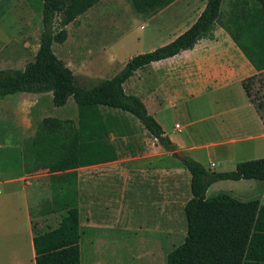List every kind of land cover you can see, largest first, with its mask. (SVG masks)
<instances>
[{"label": "crops", "instance_id": "1", "mask_svg": "<svg viewBox=\"0 0 264 264\" xmlns=\"http://www.w3.org/2000/svg\"><path fill=\"white\" fill-rule=\"evenodd\" d=\"M207 3L208 0H175L151 16L136 13L132 30H138L133 32L134 39L145 41L143 52L166 45L196 22ZM34 13L29 0H0V41L10 38L18 29L22 30ZM126 54L115 51L109 44L102 60L110 63L120 59L126 64L132 58ZM255 54V50L241 45L218 26L215 38H203L191 49L138 69L125 83V89L127 91V87L134 84V91L130 93L144 101L165 134L177 145L176 151L203 163L193 152L206 148L212 157L211 169L225 163L228 170H232L246 161L244 157L239 160L236 156L251 155L255 152L254 146L264 145V119L242 84L245 78L264 70L257 66ZM48 93L53 99L52 92L28 93L30 96L16 101L0 100V107L9 104V109L16 110L13 115L17 116L18 122L30 130L38 111L35 98ZM34 108L35 112H32ZM25 138L20 136L16 141L19 166L12 163L0 171V226L13 225L15 228L9 234L22 235L27 264H36L34 237L37 232L57 228L67 214L55 206L52 176L74 170L78 173L80 229L83 227V207L88 209L85 218L93 230L116 226L121 229L127 208L131 221H137L140 227L131 224L122 230H142L141 224L145 221L148 231L159 241L172 240L174 235L183 233L188 235L186 205L194 195L193 176L177 159L168 161V157H174L173 151L148 150L144 140L132 139L141 151L126 153L127 138L117 140L113 137L119 152L115 161L89 166L57 164L30 173L25 164L29 139L26 141ZM0 148L5 147L0 144ZM14 149L11 146L6 151L12 153ZM209 189L207 198L215 196L208 194ZM99 212L109 216L106 218L110 221L104 226L94 223V216Z\"/></svg>", "mask_w": 264, "mask_h": 264}, {"label": "trees", "instance_id": "2", "mask_svg": "<svg viewBox=\"0 0 264 264\" xmlns=\"http://www.w3.org/2000/svg\"><path fill=\"white\" fill-rule=\"evenodd\" d=\"M102 0H29L42 15L40 46L23 68L0 69V98L16 93L52 92L53 103L63 107L73 98L78 118L46 116L37 125L25 149L28 172L89 166L119 158L114 139L127 138L131 152L140 149L133 122L143 127L167 150L177 145L165 134L144 101L128 93L125 83L138 69L193 48L203 38H215L223 27L243 46L255 50L257 66H264V0H208L196 22L172 42L133 56L110 78L81 84L73 69L53 49L69 35L67 26ZM175 0H130L133 10L145 17ZM243 87L264 119V70L245 78ZM180 160L192 173L193 197L186 205L188 235L172 249L167 264H264V198L260 204L242 201L228 193L207 198L209 187L220 180H264V157L240 162L234 170L215 171L189 156ZM78 173L52 176L57 209L67 212L57 228L34 237L36 264H82Z\"/></svg>", "mask_w": 264, "mask_h": 264}, {"label": "rangeland", "instance_id": "3", "mask_svg": "<svg viewBox=\"0 0 264 264\" xmlns=\"http://www.w3.org/2000/svg\"><path fill=\"white\" fill-rule=\"evenodd\" d=\"M40 1L35 0L39 7ZM39 7H32L35 13L31 15L29 23L22 30L18 29L11 34L10 38L0 41V68H22L27 62L34 59L40 45L42 31V15ZM135 15L136 12L133 10L130 0H102L93 9L69 24L67 40L61 44H54L53 49L73 69L81 84L91 85L100 79L110 78L118 73L125 64L120 59L110 63L102 60L109 44H112L115 51L126 52V56L131 55L132 57L144 53L143 51L146 49L144 40L134 39V33L138 30H132L134 29V20H136ZM85 73H90L93 76H87ZM133 87V83L127 87L128 93L134 91ZM28 96H30L28 93H16L6 98H0V100L7 102V100L22 99ZM35 99H37V106H35L38 111L30 130L25 129L18 122L17 116L13 115L16 110L9 109V104L0 107V144L5 147L0 148V171L6 170L12 163L15 167L19 166L20 154L16 141L20 136L26 137V141L32 138L42 118L46 116L78 118V109L73 98L63 107L54 105L50 93L37 95ZM147 102L150 105V101L147 100ZM35 108L32 112H35ZM133 124L136 136L140 137L132 139L138 142L141 139L144 140L148 150H167L163 144L154 140L139 121L135 120ZM11 146L16 148L12 153L6 151ZM254 147L253 154L242 157L238 155L236 158L241 160L244 157L247 161L264 157V145ZM143 151L145 152V149ZM126 153L132 152L128 149ZM182 155L184 156V154ZM193 155L199 157L206 168H210L212 157L209 155L208 149L204 148L196 153L193 152ZM173 156L168 157V161L177 159L181 162L174 154ZM212 167L215 171H224L228 170L229 166L224 163ZM220 192L228 193L242 201H255L260 204L264 198V180H221L210 187L208 194L213 196ZM87 210L83 207L82 264H167L168 253L182 243L186 237L183 233L179 236L174 235L172 240H156V235L148 231L147 226L144 225L145 221L141 224L142 230H122L131 224L140 227L137 221H131L127 208H125L121 220L123 223L121 229L116 226L112 227L113 229L102 227L93 230L85 218ZM47 211L49 212L50 208ZM106 217L109 216L99 212L94 216V223L104 226L107 221H110ZM85 221L87 224H84ZM14 228L9 224L0 226V264H27V252L22 245V235L20 233L9 234ZM42 228L47 229L46 227ZM2 230L7 233L5 234Z\"/></svg>", "mask_w": 264, "mask_h": 264}, {"label": "water", "instance_id": "4", "mask_svg": "<svg viewBox=\"0 0 264 264\" xmlns=\"http://www.w3.org/2000/svg\"><path fill=\"white\" fill-rule=\"evenodd\" d=\"M174 155H175L178 159H180V160H184L183 155H182L181 152H179V151H174Z\"/></svg>", "mask_w": 264, "mask_h": 264}]
</instances>
